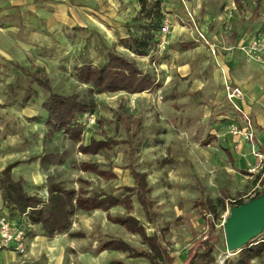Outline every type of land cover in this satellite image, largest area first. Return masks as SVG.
<instances>
[{
	"label": "rangeland",
	"instance_id": "1",
	"mask_svg": "<svg viewBox=\"0 0 264 264\" xmlns=\"http://www.w3.org/2000/svg\"><path fill=\"white\" fill-rule=\"evenodd\" d=\"M140 1L0 0V172L19 162L13 178L23 179L26 191L44 201L51 178L76 190L82 179L91 193L122 197V187L133 186L131 171L145 173L153 223L136 196L132 210L116 207L112 218L131 215L148 235H159L173 258L167 264H187L189 250L207 238L214 244L215 264L234 261L239 252L228 251L225 236L231 210L264 195V160L254 154L264 156V61L236 47L264 32V0L258 19L252 18L256 0H147L143 11ZM148 34L153 40L145 56L122 45ZM109 51L135 60L159 87L137 96L97 97L92 117L79 119L82 142L126 143L85 156L65 134H50L43 109L49 92L36 75L42 72L58 94L83 98L88 86L77 80L78 68L102 66ZM228 85L238 87L243 98L231 101ZM242 101L249 104L245 111ZM234 129L242 132L240 143L233 139L239 138ZM248 133L252 141L245 139ZM30 158L35 161L24 162ZM82 162L98 163L118 178L105 181L82 172ZM207 201L216 214L202 209ZM0 216L24 229L28 244L25 255L2 250L0 264H151L101 251L112 239L146 249L138 235L112 223L107 213L77 211L69 231L47 237L26 214L8 210L0 191ZM262 240L264 229L252 243ZM250 264H264V253Z\"/></svg>",
	"mask_w": 264,
	"mask_h": 264
},
{
	"label": "trees",
	"instance_id": "2",
	"mask_svg": "<svg viewBox=\"0 0 264 264\" xmlns=\"http://www.w3.org/2000/svg\"><path fill=\"white\" fill-rule=\"evenodd\" d=\"M140 2L143 11L147 0H141ZM153 14L154 10H149L147 13L148 18H152ZM130 39L131 43L128 40H123L122 45L139 56H145L147 53L146 48L153 37L148 34L139 39L132 37ZM17 67H20L24 73L28 72V75H33L26 68L19 65ZM36 76H38V83L49 92L48 99L43 104V109L47 112V125L50 134H65L71 141L79 144L78 150L80 153L91 156H96L105 150L111 151L118 144L126 143L124 140L118 141L113 138L101 141L92 139L87 145L82 143L84 125L79 119L83 115L92 114L96 110L97 96L118 92L134 95L151 92L159 87L153 76L143 73L134 60L113 51L107 53V60L102 66L84 64L78 68L77 80L88 86L87 95L83 98H80L77 94H58L53 90L50 80L42 72L38 71ZM230 160L232 161L231 157ZM33 161L35 159L30 158L24 162ZM18 164L19 162L8 165L0 172V191L3 204L8 210L16 211L22 215L26 214L31 223L41 226L47 237H54L69 231L72 225V217L77 211L87 213L103 211L107 213L112 223L119 224L132 235H138L146 249H136L121 239H112L102 245L101 251L109 250L126 253L130 258H145L151 264H167L173 259L162 246L160 236L157 234L148 235L145 227L137 218L131 215L112 218L110 215V211L116 207H124L128 211L132 210V197L136 196L147 221L153 223L152 210L154 202L150 197L152 189L145 173L136 170L131 171L134 186L122 187L125 192L122 197L106 193H91L86 188L89 186V182L82 179L79 181L82 184L81 187L76 190L67 189L51 178L47 186L48 199L44 201L41 197L30 195L26 191L23 179L15 180L13 178V169ZM79 170L94 174L106 181L117 179V175L113 170H103L98 163L82 162L79 165ZM210 203L212 202L207 201L202 209L210 207L207 211L210 214H216L213 204ZM263 253L264 240L255 241L246 245L239 252L237 259L225 261L224 264H250L253 259L261 257ZM185 262L187 264H215L213 242L207 238L200 243L196 250H189Z\"/></svg>",
	"mask_w": 264,
	"mask_h": 264
},
{
	"label": "built area",
	"instance_id": "3",
	"mask_svg": "<svg viewBox=\"0 0 264 264\" xmlns=\"http://www.w3.org/2000/svg\"><path fill=\"white\" fill-rule=\"evenodd\" d=\"M202 37L204 36L202 35ZM240 50L251 59L264 61V32L252 37L245 45L240 47ZM227 94L231 101L243 98V93L238 87H231L228 85ZM236 108L241 111L237 105ZM241 113L246 118V121H249L248 116L243 112ZM87 117H92V114H85L84 118ZM232 133L234 136L243 138L241 131L234 129ZM244 137L247 141H252L254 136L248 133ZM254 154L259 157L261 161L264 160L262 154ZM4 249L15 251L20 255H25L28 252V244L26 231L18 226L17 223H12L8 221V219L0 216V252Z\"/></svg>",
	"mask_w": 264,
	"mask_h": 264
},
{
	"label": "water",
	"instance_id": "4",
	"mask_svg": "<svg viewBox=\"0 0 264 264\" xmlns=\"http://www.w3.org/2000/svg\"><path fill=\"white\" fill-rule=\"evenodd\" d=\"M264 229V195L253 201L234 207L225 225L229 252H240Z\"/></svg>",
	"mask_w": 264,
	"mask_h": 264
},
{
	"label": "crops",
	"instance_id": "5",
	"mask_svg": "<svg viewBox=\"0 0 264 264\" xmlns=\"http://www.w3.org/2000/svg\"><path fill=\"white\" fill-rule=\"evenodd\" d=\"M262 2H263V0H260V1H258V0H256V8H255V10H254V12H253V15H252V18H254V19H258L259 17H260V10H261V7H262ZM258 11V12H257ZM251 38L249 37V39L248 38H244V40H245V43H247L249 40H250ZM213 49H212V51H213V53H214V55H216V50H215V47L214 46H211ZM237 48V50H239L240 51V47L239 46H237L236 47ZM239 48V49H238ZM234 50V47L233 48H231V54H230V56H231V58L233 57V51ZM118 54V53H117ZM121 55V54H120ZM123 56V55H122ZM124 57H126V56H124ZM127 58V57H126ZM229 60H231V59H229ZM229 60L227 59V61L229 62ZM135 61V60H134ZM136 62V61H135ZM137 63V62H136ZM138 65V64H137ZM139 66V65H138ZM118 93H124V92H118ZM145 93V92H144ZM107 94H111V95H115V94H117V93H107ZM140 94H143V93H140ZM140 94H134V95H140ZM103 95H106V94H103ZM129 95V94H128ZM99 96H102V95H99ZM99 96H97V97H99ZM97 99V98H96ZM249 105L248 103H247V101H242V103H241V106H242V108L244 109V111H245V105ZM246 105V106H247ZM238 107V106H237ZM239 108V107H238ZM242 110V109H241ZM243 111V110H242ZM243 111V112H244ZM92 115H93V113H92ZM84 134V133H83ZM82 139H83V136H82ZM93 139V138H92ZM92 139H90V141L92 140ZM233 139H234V141L236 140V141H238V143H240L241 141V139H240V137L239 138H236V137H233ZM90 141L87 143V144H89L90 143ZM83 143V142H82ZM84 144V143H83ZM86 145V144H85ZM239 147H241V144L239 145ZM226 152H229V151H227L226 150ZM82 154V153H81ZM85 156H91V155H85ZM231 158H232V156H231ZM232 161L234 162V158H232ZM92 163H94V162H92ZM103 170H105V169H103ZM114 172V171H113ZM137 172H139V171H137ZM86 173V172H85ZM115 173V172H114ZM142 173V172H141ZM12 174H13V172H12ZM91 174V173H90ZM116 175H117V173H115ZM98 177V176H97ZM100 178V177H99ZM117 178H118V175H117ZM132 178V177H131ZM102 179V178H101ZM15 180H18V178L17 179H15ZM104 180V179H103ZM115 180V179H114ZM106 181V180H105ZM132 181H133V178H132ZM147 181H148V179H147ZM133 186H134V181H133ZM133 186H130V187H133ZM95 212H103V211H95ZM103 213H105V212H103Z\"/></svg>",
	"mask_w": 264,
	"mask_h": 264
}]
</instances>
